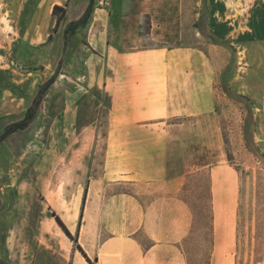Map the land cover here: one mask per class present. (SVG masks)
I'll return each mask as SVG.
<instances>
[{
  "label": "rangeland",
  "instance_id": "374dc122",
  "mask_svg": "<svg viewBox=\"0 0 264 264\" xmlns=\"http://www.w3.org/2000/svg\"><path fill=\"white\" fill-rule=\"evenodd\" d=\"M130 1V18L119 21L121 0H96L95 8L115 13L113 26L102 11L65 36L89 0H0V134L24 118L58 72L29 127L0 145V264H69L63 239L44 230L53 220L45 197L80 182L93 143H105L108 128L119 125L132 128L131 141L165 145L164 158L154 162L165 175L188 174L181 197L194 217L185 244L189 264H209L210 170L221 166L238 175L236 264H264V113L252 94L264 78L250 68L248 43L231 25L248 17L253 0ZM55 5L65 9L59 26ZM134 9L143 12L135 21ZM158 46L170 51L172 116L145 126L152 122L132 120L118 98L123 56L131 62L134 52ZM167 126L175 128L162 131ZM125 158L129 169L136 158Z\"/></svg>",
  "mask_w": 264,
  "mask_h": 264
},
{
  "label": "crops",
  "instance_id": "0c3cea01",
  "mask_svg": "<svg viewBox=\"0 0 264 264\" xmlns=\"http://www.w3.org/2000/svg\"><path fill=\"white\" fill-rule=\"evenodd\" d=\"M133 1L136 4L137 0ZM131 5L130 0H121L119 21L130 18L127 15ZM102 11H108L109 23L113 26L116 15L110 9L96 6L93 17L105 16ZM140 11L134 9L133 21L142 15ZM31 19L34 20V14ZM231 25L238 39L248 43V64L253 67L250 68L262 70L264 78V0H253L248 17L240 19L238 26L234 22ZM30 27H26L23 35L28 34ZM154 29L153 26L151 36ZM169 56L165 46L134 52L131 62L129 55L123 56L124 94L118 98L132 120L152 122L145 126H154V121L172 116L174 80L169 76ZM257 85L256 94H252L264 113V80ZM194 91L195 85L191 92ZM203 104L197 107L202 109ZM174 128L167 126L162 131ZM131 129L120 125L108 128V140L93 143L88 172L80 182L67 187V194L45 197L51 212L61 218L74 238L68 236L55 217L44 225L46 232H56L63 239L69 264H189L185 244L194 233V217L190 205L181 197L188 174L165 175L154 165L164 158L165 154L160 151L165 150V145L131 141L126 136ZM103 146L104 156H101ZM126 152H132L136 158L129 169L125 166ZM209 181L214 238L209 264H236L233 252L238 175L230 168L216 167L210 170Z\"/></svg>",
  "mask_w": 264,
  "mask_h": 264
},
{
  "label": "trees",
  "instance_id": "16d2710c",
  "mask_svg": "<svg viewBox=\"0 0 264 264\" xmlns=\"http://www.w3.org/2000/svg\"><path fill=\"white\" fill-rule=\"evenodd\" d=\"M95 4H96V0H89V4L83 14V16L76 22H73L70 24V26L66 29L65 31V36L69 35V34H75L76 31L78 29H80L81 27H85L88 24L89 19L91 18L94 9H95ZM65 12V9L59 5L54 6L53 8V14L55 16H57V26L60 25L61 21H62V16L63 13ZM58 77V72H56L49 80H47L39 89L36 98L34 99V102L32 104V106L27 110L24 118L21 121H18L16 123H12L10 124L5 131L0 134V145L8 138L10 137L12 134L18 132V131H23L26 130L29 125L31 124V122L35 119L37 111L46 95V93L48 92V90L51 88V86L56 82V79ZM53 217L56 218V220L58 221V223L63 227V229L65 230V232L68 234V236L71 239H74L73 236L71 235V233L69 232V230L67 229L66 225L63 223V221L61 220V218L55 213L53 212Z\"/></svg>",
  "mask_w": 264,
  "mask_h": 264
},
{
  "label": "built area",
  "instance_id": "2783aa9c",
  "mask_svg": "<svg viewBox=\"0 0 264 264\" xmlns=\"http://www.w3.org/2000/svg\"><path fill=\"white\" fill-rule=\"evenodd\" d=\"M101 3H103V1H101ZM108 3H106V5H107Z\"/></svg>",
  "mask_w": 264,
  "mask_h": 264
},
{
  "label": "bare ground",
  "instance_id": "6f19581e",
  "mask_svg": "<svg viewBox=\"0 0 264 264\" xmlns=\"http://www.w3.org/2000/svg\"><path fill=\"white\" fill-rule=\"evenodd\" d=\"M6 27H7V22H6Z\"/></svg>",
  "mask_w": 264,
  "mask_h": 264
}]
</instances>
